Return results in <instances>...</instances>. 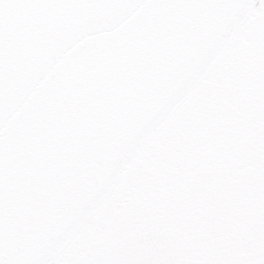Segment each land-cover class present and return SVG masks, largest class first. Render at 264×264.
<instances>
[{"label":"water","instance_id":"obj_1","mask_svg":"<svg viewBox=\"0 0 264 264\" xmlns=\"http://www.w3.org/2000/svg\"><path fill=\"white\" fill-rule=\"evenodd\" d=\"M0 264H264V0H0Z\"/></svg>","mask_w":264,"mask_h":264}]
</instances>
